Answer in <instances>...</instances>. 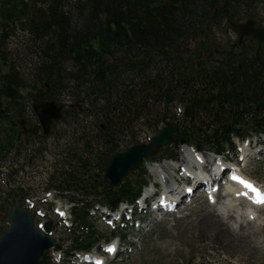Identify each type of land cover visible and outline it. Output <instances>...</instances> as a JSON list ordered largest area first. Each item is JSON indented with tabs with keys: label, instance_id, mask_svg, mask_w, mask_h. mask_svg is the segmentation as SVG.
<instances>
[{
	"label": "trees",
	"instance_id": "1",
	"mask_svg": "<svg viewBox=\"0 0 264 264\" xmlns=\"http://www.w3.org/2000/svg\"><path fill=\"white\" fill-rule=\"evenodd\" d=\"M62 1L50 0L31 16L28 5L18 3L23 6L20 11L27 12L33 41L46 39L40 46L44 62L37 68L42 86L31 87L35 90L29 95L30 102L50 99L51 91L60 87L64 63L70 62L73 71L66 70V74L85 86L90 95H97L92 105L98 98L109 104L115 97L120 101L115 109L125 119L131 113L146 117L154 103L165 109L174 101L183 104L180 119L173 122L171 147L175 152L181 138L198 150L224 154L226 149H234V138L264 133V49L254 52L248 46L239 56L217 55L209 43H197L196 47V41L210 33L211 25L224 22L228 26L244 13L243 17L249 18L250 10L264 0H77L74 7L81 16L79 26L72 25L71 12L63 10ZM153 70L155 75L150 76ZM125 71L140 78L144 91L140 98L130 83L120 81ZM26 88L14 65L8 63L7 54L1 52L0 122L10 120L14 105L26 98ZM112 122L110 117V126ZM11 130L3 129L6 136L1 150L11 146ZM105 137L111 142L108 134ZM166 149H160L158 156L163 157ZM79 167L88 168L85 163ZM73 173L68 171L59 180L63 189L83 193L101 189L95 199L110 208L121 201H133L146 184L144 175L135 184L128 181L118 188L103 187L91 175L84 184L81 172L78 176ZM73 219L76 228L69 234L71 249L89 250L100 237L89 223L87 207L74 208ZM48 260L46 254L40 264H49Z\"/></svg>",
	"mask_w": 264,
	"mask_h": 264
},
{
	"label": "rangeland",
	"instance_id": "2",
	"mask_svg": "<svg viewBox=\"0 0 264 264\" xmlns=\"http://www.w3.org/2000/svg\"><path fill=\"white\" fill-rule=\"evenodd\" d=\"M20 1L28 5V16H31L33 10L45 6L44 3L50 0H0V53L7 54L8 63L14 65L19 78L27 87L26 98L17 102L11 111L10 119L14 122L21 118L35 120L32 103L28 99L35 90L31 87L37 86V89H41L42 86L38 82L42 75H38L37 68L44 62L40 46L46 40L33 41L26 22L27 12L20 11L23 8L18 4ZM62 2L63 10L71 12L72 25L79 26L81 16L74 7L77 0H63ZM244 14L242 18H239L240 22L246 19L243 17ZM250 14V18L254 19L258 25L264 23V5L261 3L255 7V10H250ZM235 39L236 37L230 32L229 25L226 26L224 22L213 24L210 27V33L196 41V47L202 42L209 43L208 46L214 45L219 51L224 52L230 50ZM190 47L194 48L193 44ZM63 66L65 72L60 81V87L56 86L51 91V98L48 100L62 103L64 109L68 111V115L63 122L59 121L54 124L49 136L26 137L21 134L19 150L11 147L3 153L0 152V206L8 208L11 198L23 196L21 207L27 208L28 205L24 199L29 198L35 203L33 208H40L42 204L40 200L48 191L51 196L43 206L46 207L48 203H51L53 206L71 207L69 200L72 194L59 193V188H57L61 178L68 171L74 172L73 174H77V176L81 172L80 176L84 184L90 179L91 173L97 174L99 175L98 179L94 182L99 186L104 184L103 187H106L108 183L102 174L110 150L124 151L134 142L147 143L149 138L157 135L163 128L162 115H167V120L172 122V116L177 117L175 111L179 107L183 108V104L176 101L169 104L168 107L166 106V109L161 103H154L150 105V113L146 117H137L131 113L130 116L125 115L127 117L125 119L121 117L119 110L115 109V106L120 104V101L115 97L109 99V104H107V100L98 98L92 105L97 95H90V91H87L85 86H79L73 77L66 74V70L73 71L70 62H65ZM148 74L153 76L155 71ZM131 78L132 80H130ZM120 81L123 82V85L130 83V87L139 94L137 98L143 95L144 91L139 77L133 78L128 71H125L121 75ZM123 103L126 102L123 101ZM131 105L134 107V104ZM110 117L113 119L112 126L109 124ZM106 134L109 135L111 142H107ZM235 143L238 146V154L243 153L245 156L246 161L240 162L243 175L264 189V136H261L259 140L252 137L242 144L235 140ZM182 148L184 145L176 153L173 152V149H169V157H177V163L164 162L168 164L164 172L165 175L170 173L175 176V173L172 172L173 168L183 164ZM202 153L207 155L206 151H202ZM157 154L158 152L151 157L144 158V162L131 169L123 178L121 185L128 181L137 183L144 175L148 181L147 188L150 187L151 182H156L158 178L149 170L148 166L155 159H159L155 157ZM238 157L239 155L232 160L238 163ZM80 163H85L88 168L81 170ZM73 168H75L74 171ZM226 186L222 184L217 192L218 201L215 204H210L206 196L196 193L192 201L186 203V206L182 207L183 205H181L177 212L160 221H153V223L149 222L155 219L152 212L151 214H149L150 211L141 213L138 210L135 213V219L140 220V226L128 224L123 228L124 226L120 225L119 229H123L116 235L119 237L128 235L124 243L132 249L123 253L122 248L117 258L109 259L106 263L264 264V207L256 208L258 216L248 219V216L239 212L238 209L244 208L250 201L237 197L238 202L232 206L228 205L231 196L226 195ZM101 191V189L97 190V192ZM97 192L96 189H90L88 195L85 196L87 202L95 200L94 195ZM83 200L85 201V199ZM96 206L93 210L97 208ZM29 212L35 225L38 221H51L53 227L51 238L64 248L69 247V236L66 234L68 231L59 224L57 217L49 213L46 218L40 219L35 216L34 209ZM89 222L103 238L109 237L113 231V228L103 223L102 219L91 218ZM7 228V212L2 210L0 231ZM218 231L224 233L223 242L215 238ZM115 238L101 241L91 252H99L100 246ZM49 255L51 258V254ZM72 256L62 253L61 261L52 264H79L78 260Z\"/></svg>",
	"mask_w": 264,
	"mask_h": 264
},
{
	"label": "water",
	"instance_id": "3",
	"mask_svg": "<svg viewBox=\"0 0 264 264\" xmlns=\"http://www.w3.org/2000/svg\"><path fill=\"white\" fill-rule=\"evenodd\" d=\"M230 28L237 35L238 46L244 48V42L249 40L254 42V50L259 46L264 48V25L255 27L254 20L248 19L242 23H231ZM33 110L44 134L49 132L54 121L64 120L62 105H57L54 101L34 104ZM156 114L157 112L154 115ZM161 120L165 124L164 127L157 135L151 137L148 144H135L124 152H115L109 156L103 177L108 180L110 186L118 187L128 172L138 166L144 158L153 156L161 146L172 143V125L166 121V115H163ZM24 123L19 121L25 132H38L39 125L29 122L28 129H25ZM8 221L9 229L3 231L0 236V264H40L41 258L53 247V241L48 236L51 223L44 224V234L39 232L28 212L20 207L18 199H14V207L8 210Z\"/></svg>",
	"mask_w": 264,
	"mask_h": 264
},
{
	"label": "bare ground",
	"instance_id": "4",
	"mask_svg": "<svg viewBox=\"0 0 264 264\" xmlns=\"http://www.w3.org/2000/svg\"><path fill=\"white\" fill-rule=\"evenodd\" d=\"M191 155H192V152L187 147H184L181 149L182 162H183V165L185 167H187V166L190 167L195 163L192 161L193 157ZM199 156H200L201 162H198V163H204L202 165L199 164L200 166H204V165L206 166L208 164L213 166L215 164L216 160L211 158V156H209L208 154L207 155H205V154L199 155ZM167 165L168 164H166V163H160V164L154 163V164H150L148 166V168L155 175H159L164 179L165 184L168 187V189H166L165 192L168 195H171L172 193L180 194L181 191L177 190L178 189V187L176 186L177 181L174 179V177L172 175H170V173H168L165 177L162 176V172L165 171ZM172 172H174V170ZM209 176L211 177L210 174H209ZM246 181L248 182V180L244 176L239 174L237 176V179H235L233 181V184L227 185V187H226L227 193L229 196H231V198H229V200H228V205L232 206L234 203L239 201V199L237 197L240 198L243 196L248 201H250V203H247L245 205V207L242 209L239 208L238 209L239 212H242V214L245 213L248 217L258 216V211H257L256 207L259 206L261 208V207H264V205L263 204L262 205H255L253 202H251L250 195L247 192L248 184L245 183ZM196 182H197V180H196ZM212 196H213V194H212ZM166 201H168V200H166ZM180 203H182V202H180ZM259 207H257V208H259ZM147 221H149V220H147ZM153 221L154 220L149 221V222L153 223ZM223 237H224L223 232H221V231L216 232V234H215L216 240H221V242H223V240L225 239Z\"/></svg>",
	"mask_w": 264,
	"mask_h": 264
},
{
	"label": "snow or ice",
	"instance_id": "5",
	"mask_svg": "<svg viewBox=\"0 0 264 264\" xmlns=\"http://www.w3.org/2000/svg\"><path fill=\"white\" fill-rule=\"evenodd\" d=\"M246 184H248V186H251V187H254L253 185H251V183L250 182H245ZM257 202H259V203H264V200H259V201H257Z\"/></svg>",
	"mask_w": 264,
	"mask_h": 264
},
{
	"label": "flooded vegetation",
	"instance_id": "6",
	"mask_svg": "<svg viewBox=\"0 0 264 264\" xmlns=\"http://www.w3.org/2000/svg\"><path fill=\"white\" fill-rule=\"evenodd\" d=\"M250 45V44H249Z\"/></svg>",
	"mask_w": 264,
	"mask_h": 264
}]
</instances>
